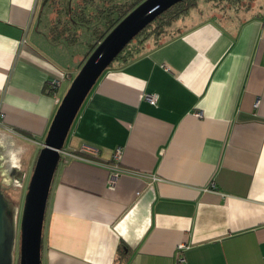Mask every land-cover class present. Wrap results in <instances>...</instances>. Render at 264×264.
Returning <instances> with one entry per match:
<instances>
[{
  "label": "crops",
  "instance_id": "obj_1",
  "mask_svg": "<svg viewBox=\"0 0 264 264\" xmlns=\"http://www.w3.org/2000/svg\"><path fill=\"white\" fill-rule=\"evenodd\" d=\"M43 2L0 0V146L23 184L91 49L54 40ZM193 11L124 54L86 98L52 182L42 264H118L121 244L124 264H264V0L241 22ZM83 143L100 156L77 152Z\"/></svg>",
  "mask_w": 264,
  "mask_h": 264
},
{
  "label": "water",
  "instance_id": "obj_2",
  "mask_svg": "<svg viewBox=\"0 0 264 264\" xmlns=\"http://www.w3.org/2000/svg\"><path fill=\"white\" fill-rule=\"evenodd\" d=\"M180 1L144 0L99 42L73 79L54 115L29 182L21 218L18 264H42L43 230L52 182L67 137L89 93L131 41ZM16 171L13 169L12 173ZM5 212L6 201L0 191V233L5 238L0 264H13L14 225L9 224Z\"/></svg>",
  "mask_w": 264,
  "mask_h": 264
},
{
  "label": "trees",
  "instance_id": "obj_3",
  "mask_svg": "<svg viewBox=\"0 0 264 264\" xmlns=\"http://www.w3.org/2000/svg\"><path fill=\"white\" fill-rule=\"evenodd\" d=\"M143 1L48 0L45 7L54 15L50 35L57 41L66 39L68 42H75L78 41L81 35L80 32H77V26L85 24L87 27H93L92 31L99 34L97 41H101L125 16ZM201 1L214 4L218 10H222L224 15H227L226 17L233 22H241L248 16L259 15L255 12V5L258 0H182L158 16L135 39L142 41L149 40L152 37H159L161 33L170 28L182 16L196 9ZM99 42L92 44L86 59ZM126 49L127 47L119 54L116 58L117 61L124 56ZM47 91L52 95L49 86ZM121 245L118 251V264H124L129 254V252L123 250Z\"/></svg>",
  "mask_w": 264,
  "mask_h": 264
},
{
  "label": "rangeland",
  "instance_id": "obj_4",
  "mask_svg": "<svg viewBox=\"0 0 264 264\" xmlns=\"http://www.w3.org/2000/svg\"><path fill=\"white\" fill-rule=\"evenodd\" d=\"M207 7H210L211 9H207ZM198 10L201 11V13H202L201 18H203L206 15V13H203V12H207V10H218V9L212 3L201 1L200 5L193 12H198ZM218 11H219L218 12L219 20L224 24L227 23L226 21L230 20V19H228V17H226L227 15L226 16L224 15V12L222 10H218ZM46 13H47V11H46ZM46 13H44V14H46ZM46 15L48 16V14H46ZM53 16L54 15L49 10V17H50L51 21H52ZM51 27H52V24H51ZM77 27H78L77 32H80L81 35H80L78 41H75L76 45L74 47L72 46L73 49H77V51L80 52L85 48L90 49L92 47V44L100 41V40L97 41V39L99 38V34L94 33L92 31V28H93L92 26L87 27V26H85V24H81V25L79 24ZM169 29L170 28H168L163 33H161L159 37L157 36V37H152V38L155 39L157 42L161 41V39H166L167 38V32L169 31ZM135 38L127 46V49L125 51V55L131 54V53L135 54L136 50L137 49L141 50L142 45L147 41V40L140 41L139 39H135ZM152 38H150V39H152ZM63 40H66V39H63ZM70 43H73V42H70ZM115 62L113 63V65L115 64ZM116 64H118V63H116ZM72 81H73V79L70 81V83H69L70 85H71ZM65 87H66V85L62 89V91H63L62 94L64 93ZM66 92L63 94V96L66 94ZM2 142H3V144L1 143L2 147L0 146V187L4 190L7 198L9 200H12L20 208L19 209L20 210L19 216L17 218L19 240H20L22 212H23L24 203H25V196H26V193L28 191V186H29L31 176H30L29 180H27V184H23L22 182H20V183L16 182L18 177L13 176V173L11 174L10 170L16 169L17 171H19V170H21V166L18 163L17 164L18 168L17 167L9 168V164H10L9 160L12 156V151L9 148H7V143H5L4 141H2Z\"/></svg>",
  "mask_w": 264,
  "mask_h": 264
},
{
  "label": "built area",
  "instance_id": "obj_5",
  "mask_svg": "<svg viewBox=\"0 0 264 264\" xmlns=\"http://www.w3.org/2000/svg\"><path fill=\"white\" fill-rule=\"evenodd\" d=\"M68 75V74H67ZM66 73H64L62 75L61 78H53L49 81V87H50V91H52L54 93V95L56 96L58 94V90L62 84V81L67 78ZM147 99H149L152 103H157L158 101V95L156 94H148ZM77 152L82 153L85 156L88 157H92V158H98L100 156V150L97 146L88 144V143H83L80 148L78 150H76ZM115 157L117 160H119L121 158V150L118 149L115 153ZM118 177V174H112V176L110 177V182L112 184H114L115 178ZM17 183H20L18 180H16ZM183 245L184 244H180L179 245V249L182 250L183 249ZM178 262L179 263H183L186 261V256L184 255H179L178 257Z\"/></svg>",
  "mask_w": 264,
  "mask_h": 264
},
{
  "label": "flooded vegetation",
  "instance_id": "obj_6",
  "mask_svg": "<svg viewBox=\"0 0 264 264\" xmlns=\"http://www.w3.org/2000/svg\"><path fill=\"white\" fill-rule=\"evenodd\" d=\"M14 175H17L18 172H14ZM0 191L4 193V196L6 198V214H7V219L9 221V224L13 222L15 212H16V204L12 201L9 200L4 192V190L0 187Z\"/></svg>",
  "mask_w": 264,
  "mask_h": 264
},
{
  "label": "bare ground",
  "instance_id": "obj_7",
  "mask_svg": "<svg viewBox=\"0 0 264 264\" xmlns=\"http://www.w3.org/2000/svg\"><path fill=\"white\" fill-rule=\"evenodd\" d=\"M1 141H3V140H1ZM4 141H5V140H4ZM8 141H9V140H8ZM6 142H7V141H6ZM9 144H12V142H8V145H9Z\"/></svg>",
  "mask_w": 264,
  "mask_h": 264
}]
</instances>
